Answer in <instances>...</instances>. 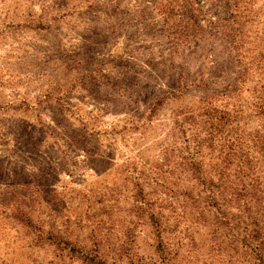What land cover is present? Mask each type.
Returning a JSON list of instances; mask_svg holds the SVG:
<instances>
[{"label":"rangeland","instance_id":"rangeland-1","mask_svg":"<svg viewBox=\"0 0 264 264\" xmlns=\"http://www.w3.org/2000/svg\"><path fill=\"white\" fill-rule=\"evenodd\" d=\"M263 99L264 0H0V264H241L182 187L163 254L137 183L167 146L185 171L207 110L261 129Z\"/></svg>","mask_w":264,"mask_h":264},{"label":"trees","instance_id":"trees-1","mask_svg":"<svg viewBox=\"0 0 264 264\" xmlns=\"http://www.w3.org/2000/svg\"><path fill=\"white\" fill-rule=\"evenodd\" d=\"M259 115L264 120V109ZM199 116L205 119L201 122L202 129L195 132L192 152L182 155L179 163L185 171L175 169V159L171 161V168L165 166L175 150L167 146L163 151L166 155L164 163L152 165L149 173L139 172L138 179H142L143 183L138 182L137 187L147 211L157 205V211H149L148 214L159 234L158 249L163 254L170 253L162 236L165 227L161 211L164 206L161 204L172 205L175 199L178 200L182 187L184 192L180 195H187L195 203H207L206 206L218 208L223 225L232 224L234 249L241 264H264V124L253 133H246L240 120L233 117L230 111L213 109ZM195 119L196 114L193 121ZM173 123L172 130L175 131L176 123ZM178 127L183 129L184 135V124L178 123ZM206 149H209L212 164L205 161ZM210 169L213 170L211 174ZM159 188L164 190L159 191ZM155 193L163 196L151 199L150 195ZM164 258L168 262L172 260Z\"/></svg>","mask_w":264,"mask_h":264}]
</instances>
